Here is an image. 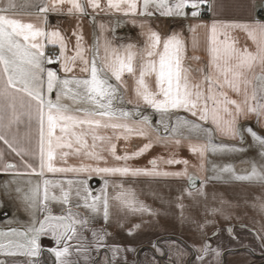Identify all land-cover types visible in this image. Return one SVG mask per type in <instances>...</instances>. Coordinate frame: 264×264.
<instances>
[{
    "label": "snow or ice",
    "instance_id": "6c2138e0",
    "mask_svg": "<svg viewBox=\"0 0 264 264\" xmlns=\"http://www.w3.org/2000/svg\"><path fill=\"white\" fill-rule=\"evenodd\" d=\"M251 7L255 12L256 3ZM259 7L264 9V0ZM205 10L213 16L210 23L202 22ZM50 13L72 18L74 27L65 31L51 26ZM157 16L192 21L191 57L184 35H162L153 27ZM85 24L91 28L89 38ZM127 25L138 28L143 40L119 36L118 30ZM200 29L205 30L206 62L195 55L201 47ZM240 32L254 47L240 43L234 35ZM189 59L201 66L194 71L186 66ZM253 118L262 131L244 123ZM33 123L38 150L31 147ZM21 125L28 129L24 137ZM246 135L252 143L244 147ZM133 137L143 143L129 152ZM215 137L240 146L215 143ZM0 141L19 158L10 162L0 152V173L11 177L0 190L8 197L15 192L29 214L23 230H0V255L26 257L25 264H42L45 253L54 258L52 264H128L122 253L133 249L109 243L113 209L155 213L125 186L127 178L187 177V195L205 196L206 180L199 174L207 171L209 154L253 149L258 160L248 161L250 172L236 175L231 165L213 163L216 175L208 179L231 173L235 180L264 188V19L218 18L217 0H0ZM119 141L125 143L123 154L117 151ZM156 146L169 151V158H153L151 169L128 164ZM182 147L197 160L191 175L189 160L176 158ZM69 157L80 163L68 165ZM110 159L120 163L109 165ZM158 160L183 164L184 170L160 171ZM57 161L65 166L57 167ZM46 173L98 175L103 187L94 193L87 179L54 180ZM26 175L40 180L27 179L22 187L18 178ZM198 179L201 187H196ZM54 204L60 205L59 214ZM178 206L183 217L184 205ZM259 206L264 210V200ZM100 220L104 226H98ZM41 237H50L55 246L42 247ZM152 247L166 255L157 244ZM169 252L168 264H220L221 251L208 240L193 249L187 262V247ZM0 264L8 262L0 259Z\"/></svg>",
    "mask_w": 264,
    "mask_h": 264
},
{
    "label": "crops",
    "instance_id": "0c3cea01",
    "mask_svg": "<svg viewBox=\"0 0 264 264\" xmlns=\"http://www.w3.org/2000/svg\"><path fill=\"white\" fill-rule=\"evenodd\" d=\"M257 5L256 11L253 12L252 3ZM260 5V0H217V17L230 21L246 22L251 18H258L257 12ZM35 11V9H33ZM213 19L211 13L202 12V22L210 23ZM107 20V18H105ZM192 21L185 20L182 17H154L153 27L162 35L179 33L185 36L189 43L188 56L191 57V34L188 32V25ZM49 24L53 27H58L62 30H69L74 27L75 21L64 15L49 14ZM91 28L85 24L86 38H89ZM117 34L121 37H126L131 41L143 40L140 35V30L131 25H127L118 30ZM240 40L241 44L247 43L250 47L252 43L242 32L234 33ZM197 37L201 42V47L195 53L201 57L202 61H207V54L204 50L205 30H198ZM186 66L194 71L201 65L197 61L191 59L186 61ZM49 67L58 68L59 65H49ZM54 98V94H53ZM254 122V125H250ZM246 125L252 126L254 130L260 132L256 126L255 119H250L244 122ZM28 129L20 126V136L24 137ZM15 132V126L13 127ZM109 134H111L109 132ZM31 147L37 149L38 135L36 125L33 123L31 129ZM246 144L252 143L250 136L246 135ZM23 142V141H22ZM215 143H224L227 145L240 146L237 141L227 138L215 137ZM143 141L133 137L128 144L129 152L133 151L137 146L142 145ZM186 143V142H185ZM125 147L124 141H119L117 151L123 154ZM0 152L5 154V159L10 162H19V158L7 149V146L0 141ZM170 152L161 146H156L143 156L136 157L128 164L132 167L151 169L152 165L149 161L153 158L164 157L168 159ZM177 159L189 160V174H193L194 169L191 165L196 164L195 156L188 150L187 147H182L176 150ZM256 157V152L250 149L247 153L225 152L215 156L209 154V163L206 164L207 171L201 172V179L206 180L203 186L205 196L193 195L189 197L185 192L191 188L187 177L176 176H139L129 177L126 180V187L131 188L138 199L147 205L154 215L149 213H125L113 209L114 218L112 224L108 227V231L112 233L109 237V243L121 246V248L133 249L131 252H124L122 255L127 256L128 264H168V255L170 249L176 247H187L189 255L184 257V260L190 261L194 248H198L200 244L208 240L213 248L221 251L220 264H264V240L258 237H264V210L260 208L261 200H264V188L258 184L249 181H240L232 178L231 173H222V178L219 180L208 179L216 175L212 171V164L215 163L218 167L231 165L236 175H245L251 171V164L248 161ZM88 161H85L87 163ZM79 160L73 157L67 158L68 165H78ZM120 162L109 160V165H115ZM57 167L65 166L63 162L57 161ZM103 166V165H101ZM158 169L160 171L182 172L183 164H166L162 160H158ZM46 178L54 180L67 179H87L88 185L94 193H98L103 187V179L98 175H92L90 178L87 174L75 173H46ZM11 177L0 173V184H3ZM31 179L33 183L40 180L38 176H24L18 178V183L22 187H26L24 181ZM196 187H201V180L198 179ZM194 191V189H193ZM57 194L58 190H56ZM184 193L183 199L177 198ZM16 193L13 192L11 197L4 195L0 190V215L5 214V217L0 219V230L9 228H17L23 230L29 221V214L25 211L23 203L16 199ZM183 203V217L181 209L178 206ZM53 211L59 214L61 211L60 205H52ZM222 209V213L211 212V209ZM82 214H87L84 209H76ZM119 218V222H117ZM140 224V228L133 226ZM120 225H123L121 227ZM203 225V228H201ZM98 226H104L103 221L98 222ZM232 228V233L229 234L227 229ZM131 230V235L129 231ZM216 233V235H213ZM90 236V233H86ZM41 245L44 248L55 246L54 241L50 237H41ZM157 244L166 255L161 256L152 247V244ZM95 257V254L93 253ZM99 259V257H95ZM0 259L6 260L8 264H25L26 257L15 256L5 257L0 255ZM54 258L45 253L42 257V264H52ZM81 264H84L82 261Z\"/></svg>",
    "mask_w": 264,
    "mask_h": 264
},
{
    "label": "built area",
    "instance_id": "2783aa9c",
    "mask_svg": "<svg viewBox=\"0 0 264 264\" xmlns=\"http://www.w3.org/2000/svg\"><path fill=\"white\" fill-rule=\"evenodd\" d=\"M257 15H258L259 19H264V9L259 8Z\"/></svg>",
    "mask_w": 264,
    "mask_h": 264
},
{
    "label": "water",
    "instance_id": "95a60500",
    "mask_svg": "<svg viewBox=\"0 0 264 264\" xmlns=\"http://www.w3.org/2000/svg\"><path fill=\"white\" fill-rule=\"evenodd\" d=\"M3 217H5V214L0 215V219L3 218Z\"/></svg>",
    "mask_w": 264,
    "mask_h": 264
},
{
    "label": "rangeland",
    "instance_id": "374dc122",
    "mask_svg": "<svg viewBox=\"0 0 264 264\" xmlns=\"http://www.w3.org/2000/svg\"><path fill=\"white\" fill-rule=\"evenodd\" d=\"M249 124H250V125H254V122H250Z\"/></svg>",
    "mask_w": 264,
    "mask_h": 264
}]
</instances>
